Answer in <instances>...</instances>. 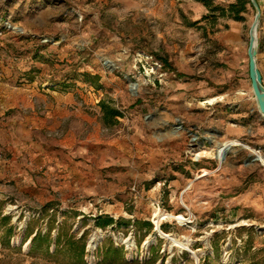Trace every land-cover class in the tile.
<instances>
[{
    "label": "rangeland",
    "instance_id": "1",
    "mask_svg": "<svg viewBox=\"0 0 264 264\" xmlns=\"http://www.w3.org/2000/svg\"><path fill=\"white\" fill-rule=\"evenodd\" d=\"M235 1L0 0V83L52 110L47 137L67 140L73 179L80 168L93 191L49 202L0 181V264H34L24 239L48 224L53 237L59 227L84 237L85 264H264V118L247 55L256 11L224 16ZM102 102L120 113L111 127ZM224 142L234 144L220 163ZM106 217L113 224L99 226ZM111 246L125 260L105 257Z\"/></svg>",
    "mask_w": 264,
    "mask_h": 264
},
{
    "label": "crops",
    "instance_id": "2",
    "mask_svg": "<svg viewBox=\"0 0 264 264\" xmlns=\"http://www.w3.org/2000/svg\"><path fill=\"white\" fill-rule=\"evenodd\" d=\"M258 69L264 84V71ZM2 85L0 83V181L17 180L22 189L37 193L39 199L47 196L49 202L56 198L66 201L73 193L91 194L92 189L81 188L76 179L81 175L80 168H76L80 175L75 179L71 175L70 155L63 150L67 148V140L56 142L47 137L55 128L52 110L44 111L43 115L34 102V95L25 91L12 95ZM9 110H16L13 118L5 117ZM90 173L85 175L92 184L96 176L93 170Z\"/></svg>",
    "mask_w": 264,
    "mask_h": 264
},
{
    "label": "trees",
    "instance_id": "3",
    "mask_svg": "<svg viewBox=\"0 0 264 264\" xmlns=\"http://www.w3.org/2000/svg\"><path fill=\"white\" fill-rule=\"evenodd\" d=\"M251 4L249 0H236L234 3L230 4L227 11H225L224 16H229L235 21L241 20V14L246 11V6ZM260 48V45H259ZM100 107L103 114V123L107 127H111L117 123V117L120 116L119 111L113 107L107 105L105 102L100 103ZM99 219V226H109L113 224V219L106 217L103 221ZM1 221L9 222L10 217L3 216ZM147 228H151L150 224H145ZM53 227L48 224L46 231L43 233L42 230H37L36 233L32 231L28 232L26 239L31 238V251L29 255H32L35 260L34 264H43L46 259L57 261L60 256H68L70 258V264H85V252L86 243L82 236L77 239L75 236L70 235L69 231L65 227H59L56 237L52 236ZM5 235L10 237L14 233L13 227H8L5 229ZM25 243V242H23ZM109 252L120 254L122 259H124L123 251L120 249H115L111 246L110 251H106L105 257Z\"/></svg>",
    "mask_w": 264,
    "mask_h": 264
},
{
    "label": "water",
    "instance_id": "4",
    "mask_svg": "<svg viewBox=\"0 0 264 264\" xmlns=\"http://www.w3.org/2000/svg\"><path fill=\"white\" fill-rule=\"evenodd\" d=\"M253 8L256 11L254 21L251 25L249 31V45H248V68H249V78L251 81V87L254 97L257 102V107L260 114L264 118V85L262 81V75L257 67V55H258V38L257 30L261 17V11L256 0H250ZM233 145L228 146L221 154L220 163H222L227 156L228 152L231 150Z\"/></svg>",
    "mask_w": 264,
    "mask_h": 264
},
{
    "label": "bare ground",
    "instance_id": "5",
    "mask_svg": "<svg viewBox=\"0 0 264 264\" xmlns=\"http://www.w3.org/2000/svg\"><path fill=\"white\" fill-rule=\"evenodd\" d=\"M131 88H132V90H136V88H137V85H135V84H132L131 85ZM251 91H252V87H251ZM253 92V91H252ZM256 100V99H255ZM211 102V101H210ZM234 143H232V142H224V143H222V144H220L219 146H217L216 147V149H215V153H216V158H217V160L220 162V158H221V154L223 153V151L228 147V146H230V145H233ZM207 153L206 152H200L198 155H197V157H203L204 155H206ZM257 158H258V160H260V161H263L262 160V157L261 156H257ZM223 163V162H222ZM208 174V172L206 171V170H204L203 172H202V175H207ZM182 203H184L183 202V200H182ZM160 218H162V220H166V219H168V218H173L172 216H170V215H166V214H161L160 216H159V219ZM174 219H176V220H178L179 221V223L180 224H184L183 222V218L181 217V216H177V217H174ZM164 237H166V238H169V239H172L170 236H164ZM174 243H175V246H177V247H179V248H186L187 246H186V244H184V243H182V242H179V241H177V240H172ZM194 256H195V254L194 253H192Z\"/></svg>",
    "mask_w": 264,
    "mask_h": 264
}]
</instances>
